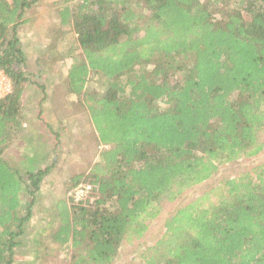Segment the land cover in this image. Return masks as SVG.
<instances>
[{
  "label": "trees",
  "instance_id": "16d2710c",
  "mask_svg": "<svg viewBox=\"0 0 264 264\" xmlns=\"http://www.w3.org/2000/svg\"><path fill=\"white\" fill-rule=\"evenodd\" d=\"M42 1L0 0V69L12 84L0 99V264L59 254L63 264H120L123 247L143 239L165 204L208 181L166 214L161 238L134 259L264 264V161L220 175L223 164L264 152V0L54 1L61 39L70 26L78 42L61 96H76L90 117L94 149L64 180L47 238L31 241L55 163L35 134L27 138L39 146L20 153L22 165L10 149L26 138L31 82L19 32ZM91 75L103 90L86 88ZM80 183L90 192L68 200Z\"/></svg>",
  "mask_w": 264,
  "mask_h": 264
},
{
  "label": "rangeland",
  "instance_id": "374dc122",
  "mask_svg": "<svg viewBox=\"0 0 264 264\" xmlns=\"http://www.w3.org/2000/svg\"><path fill=\"white\" fill-rule=\"evenodd\" d=\"M32 25H35L33 27ZM22 40L25 41V48L29 52L32 64L31 67H35V59L38 57L37 47H35L37 42L29 43L28 34L32 32L36 35L57 34L61 33L60 29V19L57 17V7L54 6L53 0H44V2L38 4L37 6L30 9L25 15V22L21 26ZM38 30V32H37ZM40 43V42H39ZM78 46L77 35L74 30L68 26L67 34L63 35L61 39V83L64 81L67 74V69L70 65V55L71 51ZM77 50V49H76ZM73 52V51H72ZM50 54V53H49ZM52 54V53H51ZM50 54V56H51ZM55 55V53H54ZM45 59L48 60V54L42 56L41 61ZM67 57V59H65ZM60 59L57 58V61ZM50 65V64H49ZM104 82L98 80L97 77L91 75L86 88L92 90H103ZM62 87V86H61ZM64 98V99H63ZM80 105L78 104V99L74 95L61 96V154H53V161L55 163L54 169L51 174L43 181L42 192L38 200V207L34 210V215L29 226V236L31 241L42 235V237L47 238V235L51 232L52 224L50 222L51 214L54 210H58V203L62 200L64 180L71 177L72 175L82 171L90 156H92V151L94 149V137L90 128L91 124H88V114L82 111ZM91 121V119H90ZM81 124L84 128L88 126L85 130L81 128ZM86 124V125H85ZM35 141L26 137L23 145L17 144L14 149H10V153L13 157L19 152V157L16 158L17 166L21 163V152L24 150L33 156L34 151L39 146H36ZM30 145V147H29ZM103 146L99 147V151ZM34 149V150H33ZM45 149V148H44ZM99 153V152H98ZM96 153V157L98 155ZM15 154V155H14ZM264 161V152L256 159L242 160L240 163H226L220 168V175H235L238 172L244 170L250 165L259 164ZM209 181L196 185L194 188L188 190L180 199L175 202L167 203L164 206V210L161 215L152 223L149 230L144 235L140 242L132 245H125L123 247V252L121 255L120 264H141L138 260H135V256L142 249L155 243L161 238L164 233L163 222L165 216L177 205H181L189 202L195 196L200 195L204 191L208 190ZM76 187V186H75ZM73 187L67 195L69 196L71 191L75 188ZM60 200V201H58ZM61 205V209H62ZM30 258V256H27ZM63 255L59 254L51 261H45L44 264H63ZM134 259V262L132 260Z\"/></svg>",
  "mask_w": 264,
  "mask_h": 264
},
{
  "label": "crops",
  "instance_id": "0c3cea01",
  "mask_svg": "<svg viewBox=\"0 0 264 264\" xmlns=\"http://www.w3.org/2000/svg\"><path fill=\"white\" fill-rule=\"evenodd\" d=\"M32 26L35 27V25ZM21 30L19 36L27 56L31 80L24 94L25 130L23 131L25 137L35 134V137L40 138L41 143L45 145V152H48L53 159V154H61L59 141L61 139V33L36 35L32 32L28 34L27 42H37L35 47H37L38 57L35 59V67H31V57L25 48V41L22 40ZM49 53H52L51 56ZM44 54H48V60L44 57L41 61L40 58ZM57 58L60 60L57 61ZM16 140V144L23 145L24 140Z\"/></svg>",
  "mask_w": 264,
  "mask_h": 264
},
{
  "label": "built area",
  "instance_id": "2783aa9c",
  "mask_svg": "<svg viewBox=\"0 0 264 264\" xmlns=\"http://www.w3.org/2000/svg\"><path fill=\"white\" fill-rule=\"evenodd\" d=\"M12 84L9 77L4 71L0 69V99L6 97L11 93ZM91 185L86 183H80L77 185L70 193V196L75 200L79 201L85 195H87L91 190Z\"/></svg>",
  "mask_w": 264,
  "mask_h": 264
}]
</instances>
